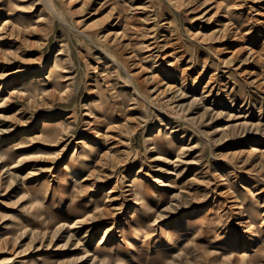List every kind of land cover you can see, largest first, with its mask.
Wrapping results in <instances>:
<instances>
[{"label":"rangeland","instance_id":"374dc122","mask_svg":"<svg viewBox=\"0 0 264 264\" xmlns=\"http://www.w3.org/2000/svg\"><path fill=\"white\" fill-rule=\"evenodd\" d=\"M0 1V264H264V0Z\"/></svg>","mask_w":264,"mask_h":264},{"label":"bare ground","instance_id":"6f19581e","mask_svg":"<svg viewBox=\"0 0 264 264\" xmlns=\"http://www.w3.org/2000/svg\"><path fill=\"white\" fill-rule=\"evenodd\" d=\"M189 1V0H188ZM205 1V0H204ZM3 1H0V6H2V5H4V3H2ZM173 2V1H172ZM182 2V1H181ZM217 2V1H216ZM189 3V2H188ZM219 3V2H218ZM235 3V2H234ZM175 4V3H174ZM46 5H49V4H47L46 3ZM171 5V4H170ZM239 5V4H238ZM2 8V10H6V11H8L7 12V16L3 19V23H2V25L4 26V31H1V35H0V37L1 38H8L9 36H11V38H12V36L13 35H16V33H19V31H20V28L18 27V25L20 24L16 19H18L17 17H16V15L14 14V12H12V10L8 7V5L7 6H2L1 7ZM49 8V7H48ZM229 8H230V6H229ZM16 10V9H15ZM53 10V9H52ZM178 10V9H177ZM220 10V9H219ZM231 10V9H230ZM50 11V10H49ZM54 11V10H53ZM19 12V11H18ZM223 13V12H222ZM214 14H216V13H214ZM181 15V14H180ZM262 15V14H261ZM260 15V16H261ZM223 16V15H222ZM57 17L59 18V16L57 15ZM214 18V17H213ZM230 18V17H229ZM241 18V17H240ZM57 19V18H56ZM167 19V18H166ZM165 19V20H166ZM231 19V18H230ZM229 19V20H230ZM58 20V19H57ZM168 20V19H167ZM263 20V19H262ZM59 21V20H58ZM217 20H215V22H216ZM260 21V20H259ZM60 22V21H59ZM204 22V21H203ZM212 22V21H211ZM218 22H220V21H218ZM264 22V21H263ZM222 23V22H221ZM220 23V24H221ZM227 23V22H226ZM208 24V23H207ZM214 24V23H213ZM240 24V23H239ZM222 25V24H221ZM224 25V24H223ZM234 25V24H233ZM236 25V24H235ZM234 25V26H235ZM203 26V25H202ZM261 26H264V25H261ZM231 27V26H230ZM260 27V26H259ZM229 28V27H228ZM262 28V27H261ZM205 29V28H204ZM215 29V28H214ZM221 29V28H220ZM203 31V30H202ZM215 31V30H214ZM219 32V31H218ZM220 33V32H219ZM225 33V32H224ZM230 33H231V31H230ZM193 34H194V32H193ZM247 34V33H246ZM86 35V34H85ZM205 36H207V34H205L202 38H201V36H200V38L202 39V40H206V39H209V38H206ZM217 36V35H216ZM250 36V35H249ZM264 36V35H263ZM230 37V36H229ZM233 37V36H232ZM104 38V37H103ZM194 38H195V36H194ZM250 38V37H249ZM200 39V40H201ZM88 40V39H87ZM89 41V40H88ZM248 41H252L251 39L250 40H248ZM247 41V42H248ZM246 42V41H245ZM254 43V42H253ZM263 43V42H262ZM206 44V43H205ZM248 44H250V43H248ZM257 44V43H256ZM261 44V43H260ZM238 45V44H237ZM245 45V44H244ZM153 46V45H152ZM241 46V45H240ZM239 46V47H240ZM251 46V45H250ZM263 47V46H262ZM233 48V47H232ZM250 48H252V47H250ZM237 49V48H236ZM240 49H241V47H240ZM244 49V48H243ZM263 49V48H262ZM253 50V49H252ZM251 50V51H252ZM256 51V50H255ZM261 51V50H260ZM232 52V51H231ZM235 52V51H234ZM233 52V53H234ZM237 52V51H236ZM252 52H254V50L252 51ZM251 53V52H250ZM249 53V54H250ZM248 54V53H247ZM257 54V53H256ZM158 55V54H157ZM169 55V54H168ZM214 55V54H213ZM237 55V54H236ZM254 55V54H253ZM258 55V54H257ZM259 55H261V54H259ZM263 55V54H262ZM234 56V55H233ZM238 56V55H237ZM264 56V55H263ZM229 57V56H228ZM261 57V56H260ZM146 58H149V56H145V59ZM174 58V60H171V61H169V63H168V67H170L168 70H166V71H163V74H164V78H161V79H159L158 80V84H161L163 87H165L164 89H166V88H168V87H171L170 86V84H169V82H171L169 79H171V80H176V78H177V74L179 73V80H183V78L185 77L184 75V73H185V71H186V68H180L179 66H176L175 67V64L176 63H178L177 61H178V59H177V57H173ZM196 58V57H195ZM213 58V57H212ZM225 58V57H224ZM230 58V57H229ZM262 58V57H261ZM219 59V58H218ZM222 59V58H221ZM228 59V58H227ZM236 59V58H235ZM255 59V58H254ZM258 59V58H257ZM193 60H195V59H193ZM220 60V59H219ZM223 60V59H222ZM226 59H224V61H225ZM230 60V59H229ZM223 61V62H224ZM232 61V60H231ZM113 62V61H112ZM192 62V61H191ZM194 62V61H193ZM203 62V61H202ZM219 62H221V61H219ZM227 62V61H226ZM232 62H234V61H232ZM231 62V63H232ZM152 64H153V62H151ZM196 63V62H195ZM166 64V63H165ZM204 64H205V62H204ZM223 64V63H222ZM250 64V63H249ZM118 65H120L119 63H118ZM191 65V64H190ZM198 65V64H197ZM202 65V64H201ZM259 65V64H258ZM157 66V65H156ZM165 66V65H164ZM203 66V65H202ZM222 66V65H221ZM252 66V65H251ZM196 67V66H195ZM256 68V67H255ZM254 69V68H253ZM51 70H53V68L51 69ZM211 70V69H210ZM209 70V71H210ZM189 71V70H188ZM194 72V71H193ZM201 72V71H200ZM199 72V73H200ZM250 72V71H249ZM256 72V71H255ZM259 72V71H258ZM46 73V72H45ZM49 73V72H48ZM129 73V72H128ZM202 73V72H201ZM200 73V74H201ZM253 73V72H252ZM261 73H263V72H261ZM154 74V73H153ZM197 74V73H196ZM258 74H260V72L258 73ZM130 75V74H129ZM160 75V74H159ZM158 74H157V76H159ZM212 75H214V74H212ZM250 75V74H249ZM253 74H251V76H252ZM187 76V75H186ZM194 76V75H193ZM207 76V75H206ZM211 77V76H210ZM250 77V76H249ZM255 77H257V76H255ZM160 78V77H159ZM194 78V77H193ZM215 78V77H214ZM213 78V79H214ZM258 78H259V76H258ZM263 78V77H262ZM44 79V78H43ZM178 79V78H177ZM209 79V78H208ZM211 80H212V78H210ZM210 79H209V81H210ZM192 80V79H191ZM257 80V79H256ZM196 81V80H195ZM252 81V80H251ZM192 82H194V80L192 81ZM206 82H208V81H206ZM212 82V81H211ZM210 82V83H211ZM42 83V82H41ZM213 83V82H212ZM46 84V83H45ZM179 84V83H178ZM181 84V83H180ZM183 84V83H182ZM198 84V83H197ZM214 84V83H213ZM259 84H260V82H259ZM156 85V84H155ZM214 86V85H213ZM42 87V86H41ZM157 87V86H156ZM155 87V88H156ZM159 88V87H158ZM204 88V87H203ZM212 88V87H211ZM211 88H210V90H211ZM182 89V88H181ZM219 89V88H218ZM52 90V89H51ZM153 90V89H152ZM217 90V89H216ZM195 91H196V89H195ZM203 91H205V90H203ZM179 92V91H178ZM211 92V91H210ZM214 92V91H213ZM212 92V93H213ZM30 93V92H29ZM134 93V92H133ZM142 93V92H141ZM164 93V92H163ZM176 93V92H175ZM203 93V92H202ZM201 93V94H202ZM55 94V93H54ZM174 95H176V94H174ZM178 95V94H177ZM208 95H209V93H208ZM120 96V95H119ZM207 95H205V97H206ZM225 96V95H224ZM30 97V96H29ZM147 97V96H146ZM44 98V97H43ZM209 98V97H208ZM219 98V97H218ZM136 99H138V98H136ZM227 99V98H226ZM32 100H33V98H32ZM122 100V99H121ZM168 100V99H167ZM204 101V100H203ZM227 101V100H226ZM30 102V101H29ZM135 102V101H134ZM134 102H133V104H134ZM150 102V101H149ZM224 103V102H223ZM121 104V103H120ZM94 105V104H93ZM104 105V104H103ZM220 105V104H219ZM132 106V105H131ZM136 106V105H135ZM170 106V105H169ZM178 106V105H177ZM182 107V106H181ZM130 108V107H129ZM153 108V107H152ZM172 108V107H171ZM180 108V107H179ZM103 111H104V113H105V115L107 116V117H112V113H110L108 110H107V106H104L103 108ZM124 109V108H123ZM128 109V108H127ZM126 109V110H127ZM131 109V108H130ZM130 109H128V110H130ZM183 109V108H182ZM185 109V108H184ZM184 109L182 110V111H184ZM187 109V108H186ZM174 110V109H173ZM176 110V109H175ZM174 110V111H175ZM154 111V110H153ZM135 112V111H134ZM186 112H187V110H186ZM87 114L86 115H88V113L89 112H86ZM101 113V112H100ZM156 114V113H155ZM179 114V113H178ZM240 114V113H239ZM188 115V114H187ZM127 116H129L128 114H127ZM126 116V117H127ZM140 116V115H139ZM144 116V115H143ZM228 116H229V114H228ZM141 117V116H140ZM139 117V118H140ZM164 119V118H163ZM69 120V119H68ZM126 120V119H125ZM166 120V119H165ZM173 122V121H172ZM171 122V123H172ZM175 122V121H174ZM247 122V121H246ZM45 123V122H44ZM120 123V122H119ZM162 123H164V122H162ZM66 124V123H65ZM114 124V123H113ZM112 124V125H113ZM124 124V123H123ZM222 124V123H221ZM67 125V124H66ZM66 125H65V127H66ZM90 125V124H89ZM91 126V125H90ZM168 126V125H167ZM176 126V125H175ZM48 127V126H47ZM51 127V126H50ZM68 127V126H67ZM54 128V127H53ZM69 128V127H68ZM236 128V127H235ZM241 128V127H240ZM252 128V127H251ZM65 129V128H64ZM70 129V128H69ZM157 129V128H156ZM232 129V128H231ZM68 130V129H67ZM120 130V129H119ZM107 132H108V130H106ZM67 132V131H66ZM170 132V131H169ZM256 132V131H255ZM41 133H45L46 135L48 134H50L51 133V130L49 129V128H43V131L41 132ZM65 133V132H64ZM63 133V134H64ZM90 133V132H89ZM94 133V132H93ZM172 133H174V132H172ZM221 133H223V132H221ZM61 134H62V132H61ZM224 134H225V132H224ZM232 134H233V132H232ZM239 134V133H238ZM40 135V134H39ZM42 135V134H41ZM52 134H50L49 136H51ZM170 135H171V133H170ZM203 135V134H202ZM223 135V134H222ZM64 136H66V135H64ZM94 136V135H93ZM96 136V135H95ZM99 136H101L100 134H99ZM106 136V135H105ZM108 136V135H107ZM106 136V137H107ZM207 136V135H206ZM102 137V136H101ZM104 137V136H103ZM223 137V136H222ZM228 137V136H227ZM24 138H25V136H24ZM59 138V137H58ZM44 139V138H43ZM46 139V138H45ZM59 139H61V138H59ZM92 139H94V138H92ZM97 139V138H96ZM98 139H100V138H98ZM106 139V138H105ZM81 140V139H80ZM84 140V139H83ZM86 140V139H85ZM148 140H152V139H148ZM212 140V139H211ZM29 141V140H28ZM34 141H35V139H34ZM92 141V140H91ZM106 141H108V140H106ZM105 141V142H106ZM25 142V141H24ZM43 142V141H42ZM103 143H104V141H102ZM160 142L161 141H157V140H154V141H152V144L154 143V144H156L157 145V143L158 144H160ZM162 142H164L165 144H167V142L165 141V140H163ZM214 142V141H213ZM32 143V142H31ZM37 143V142H36ZM100 143V142H99ZM150 143H151V141H150ZM177 143V142H176ZM25 144V143H24ZM35 144V143H34ZM79 144V143H78ZM82 144V143H81ZM97 143H95V145H96ZM102 144V143H101ZM26 145H27V143H26ZM37 145V144H36ZM98 145V144H97ZM30 146V145H29ZM101 146V145H100ZM106 146V145H105ZM93 147V146H92ZM102 147V146H101ZM90 148V147H89ZM113 148V147H112ZM160 148H163V145L162 146H160ZM87 148H85V149H83L84 151H82L80 154H79V156H80V158H79V161L77 162V164L79 165H77L79 168H76V166L75 165H71V164H68V167L70 168V167H72L71 169L72 170H76V169H81L82 168V166L83 165H86V163H89V160H90V158H89V154L87 153V150H86ZM105 149V148H104ZM111 150V149H110ZM115 150V149H114ZM251 150H255L254 148H251ZM120 151V150H119ZM118 151V152H119ZM108 152H109V150H108ZM127 152V151H126ZM125 152V153H126ZM180 152V151H179ZM248 152V151H247ZM249 152H254V151H249ZM248 152V154H250ZM121 153V152H120ZM76 154V153H75ZM128 154H129V152H128ZM256 154V153H255ZM260 154V153H259ZM128 156V155H127ZM23 157V156H22ZM25 157V156H24ZM32 157V156H31ZM101 158H103V156L101 157ZM101 158H100V162H101ZM107 158V157H106ZM119 158H121V157H119ZM73 159V158H72ZM77 159V158H76ZM104 159V158H103ZM130 159V158H129ZM18 160V159H17ZM23 160V159H22ZM120 159H118V161H119ZM72 161V160H71ZM74 161V160H73ZM76 161V160H75ZM120 162V161H119ZM129 162V161H128ZM22 163V162H21ZM110 164V163H109ZM117 164V163H116ZM96 165V164H95ZM111 165V164H110ZM122 165V164H121ZM93 166V165H92ZM124 166V165H123ZM122 166V167H123ZM67 167V168H68ZM104 167V166H103ZM66 168V166H64V169ZM68 168V169H69ZM96 168V167H95ZM98 168V167H97ZM63 169V170H64ZM65 170H67V169H65ZM96 170V169H95ZM104 170V169H103ZM121 170V169H120ZM129 170V169H128ZM97 171H98V169H97ZM139 172V171H138ZM90 174H91V172H90ZM93 174V173H92ZM72 175H75L76 176V174L75 173H73ZM101 175V174H100ZM109 175V174H108ZM134 175V174H133ZM139 175V174H138ZM88 176V175H87ZM90 176V175H89ZM106 176V175H105ZM53 177V176H52ZM134 177V176H133ZM88 178V177H87ZM92 178V177H91ZM106 178V177H105ZM76 179V178H75ZM85 179V178H84ZM83 179V180H84ZM107 179H109L108 177H107ZM142 179V178H141ZM91 180V179H90ZM81 181V180H80ZM86 181V180H85ZM103 181V180H102ZM54 182V181H53ZM122 182V181H121ZM159 182V181H158ZM92 183H93V181H92ZM96 183V182H95ZM116 183V182H115ZM129 183V182H128ZM155 183V182H154ZM131 184V183H130ZM93 185V184H92ZM94 186V185H93ZM158 186V185H157ZM62 187V186H61ZM114 187V186H113ZM73 188H75V187H73ZM79 189H81V188H84V186L82 185L81 187H78ZM145 189V188H144ZM147 189V188H146ZM93 190V189H92ZM102 190V189H101ZM106 190V189H105ZM98 191V190H97ZM110 191V190H109ZM111 192V191H110ZM146 192H147V190H146ZM37 193V192H36ZM112 193V192H111ZM135 193V192H134ZM138 193V192H137ZM108 194V193H107ZM109 195V194H108ZM148 196V195H147ZM109 197H111V196H109ZM134 197V196H133ZM152 197H154V196H152ZM37 198V197H36ZM115 198V197H114ZM109 199V198H108ZM132 199V198H131ZM137 199V198H136ZM240 199V198H239ZM42 200V199H41ZM46 200V199H45ZM140 200V199H139ZM111 201V200H110ZM133 201V200H132ZM138 201V200H137ZM246 201V200H245ZM75 202V201H74ZM105 202V201H104ZM112 202V201H111ZM136 202V201H135ZM146 202V201H145ZM152 202H153V200H152ZM234 202V201H233ZM235 202H236V200H235ZM122 203V202H121ZM238 203V202H237ZM152 205V204H151ZM93 205L90 203H88V205H86L84 208H86V209H88V208H90V207H92ZM99 206H101V205H96V209L94 210L95 211V213H96V211H99V209H98V207ZM109 206H110V204H109ZM106 207H108V206H106ZM240 207V206H239ZM156 208V207H155ZM158 208V207H157ZM112 209H114V208H112ZM141 209V208H140ZM101 210V209H100ZM111 210V209H110ZM93 211V212H94ZM103 211V210H102ZM105 212V211H104ZM207 212H209V211H207ZM109 213V212H108ZM107 213V214H108ZM135 213H136V210H134V212L132 211L130 214V222H129V224H128V227H127V229H125L124 230V227L122 228V230L120 231V234H119V237L121 236H123V240H124V242L128 245V247H129V250H130V252H134L135 251V249H136V247H135V245L133 244V243H137L138 241H140L141 240V238L143 237V235H142V230L140 229V228H138V226L140 225V224H142V223H144V220H142V218H141V220L140 219H136V216H135ZM208 214V213H207ZM96 215H97V213H96ZM90 215L88 214V215H85V214H82V218L80 219V220H76V221H78V222H75V223H79L80 221H84V220H86V219H90V217H89ZM109 216V215H108ZM208 216V215H207ZM114 217V216H113ZM113 217H111V218H113ZM103 218V217H102ZM110 218V217H109ZM109 218H107V219H109ZM77 219V218H76ZM188 219H190V218H188ZM99 220V219H98ZM97 220V221H98ZM117 220V219H116ZM196 220V219H195ZM46 221V220H45ZM248 221V220H247ZM103 222V221H102ZM115 223V222H114ZM187 222H186V220H185V218H180V219H178L177 221H175L174 223H173V225L171 226V227H169L168 228V230H167V236L168 237H170V238H174V236H176L177 234H179V235H181V233H183V229H182V226H184V224H186ZM74 224V223H73ZM194 223H187L186 225L188 226V228L189 229H191V228H194V229H198V223H196V225H193ZM100 225V224H99ZM60 227H61V225H60ZM67 227V226H66ZM75 227V226H74ZM73 227V228H74ZM109 227V226H108ZM247 227V226H246ZM71 228V227H70ZM69 227H68V229H70ZM107 228V227H106ZM137 228V229H136ZM187 228V229H188ZM255 228V227H254ZM109 229V228H108ZM116 230V229H115ZM118 230V229H117ZM253 230H252V227H249V229L247 230V237H246V239L244 240V241H246L249 237H252L253 236V232H252ZM218 232V231H217ZM100 236V235H99ZM192 237H193V235H191ZM106 237H107V231H104V233H103V235H102V237H101V240L99 241V245L101 244H104L105 243V241H106ZM116 237V236H115ZM244 238V237H243ZM191 239V238H190ZM116 240V239H115ZM242 240V239H241ZM249 240V239H248ZM244 241H243V243H244ZM209 243V242H208ZM245 244V243H244ZM188 245V244H187ZM186 246V245H185ZM184 247V246H183ZM183 249V248H182ZM238 249V248H237ZM249 250V249H248ZM224 251V250H223ZM187 252V251H186ZM252 252V251H251ZM253 253H254V251H253ZM223 254V253H222ZM128 256L130 257V258H133V257H135V255H134V253H131V254H128ZM240 256V255H239ZM255 256H257V255H255ZM255 258V257H254ZM257 258V257H256ZM258 259V258H257ZM255 260V259H254ZM102 264V263H101Z\"/></svg>","mask_w":264,"mask_h":264}]
</instances>
